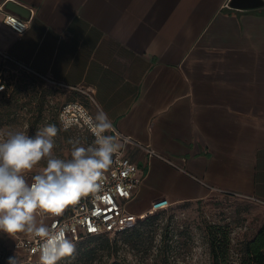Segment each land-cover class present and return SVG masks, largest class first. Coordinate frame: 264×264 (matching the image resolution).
<instances>
[{
  "label": "crops",
  "instance_id": "crops-1",
  "mask_svg": "<svg viewBox=\"0 0 264 264\" xmlns=\"http://www.w3.org/2000/svg\"><path fill=\"white\" fill-rule=\"evenodd\" d=\"M8 1L6 63L64 90L62 104L103 110L131 138L123 152L140 172L132 213L158 197L172 205L220 193L264 205V3L11 0L29 10L18 14ZM4 13L28 28L15 32Z\"/></svg>",
  "mask_w": 264,
  "mask_h": 264
},
{
  "label": "rangeland",
  "instance_id": "rangeland-1",
  "mask_svg": "<svg viewBox=\"0 0 264 264\" xmlns=\"http://www.w3.org/2000/svg\"><path fill=\"white\" fill-rule=\"evenodd\" d=\"M2 74L10 86L0 94V129L19 128L30 135L46 124L57 123L59 106L69 100L65 91L55 84L19 67L1 65ZM54 151L70 150L69 140L80 139L84 144L93 138L85 130L61 129L54 138ZM128 211H137L138 204L126 201ZM264 224V205L220 193L197 201L172 203L165 211L149 215L134 230L115 235L86 238L76 243L71 264H213L211 239L219 242V251L228 250L229 260H235L240 244L251 239ZM18 233L9 237L0 233V262L8 264L23 257L15 250ZM109 244V245H108ZM92 248L89 254L84 251Z\"/></svg>",
  "mask_w": 264,
  "mask_h": 264
},
{
  "label": "clouds",
  "instance_id": "clouds-1",
  "mask_svg": "<svg viewBox=\"0 0 264 264\" xmlns=\"http://www.w3.org/2000/svg\"><path fill=\"white\" fill-rule=\"evenodd\" d=\"M77 111L78 118L60 116L62 129L82 121L94 139L89 144L69 140L71 148L63 154L54 151L61 130L55 124H46L34 135L19 128L0 129V233H23L35 240L39 264H58L74 256L76 245L68 236L72 229L55 218L82 198L99 199L106 173L131 142L119 133L109 134L115 129L103 110ZM8 264H17L16 257H9Z\"/></svg>",
  "mask_w": 264,
  "mask_h": 264
},
{
  "label": "built area",
  "instance_id": "built-area-1",
  "mask_svg": "<svg viewBox=\"0 0 264 264\" xmlns=\"http://www.w3.org/2000/svg\"><path fill=\"white\" fill-rule=\"evenodd\" d=\"M3 21L17 33H22L28 28L27 20L9 13L3 14ZM0 56L2 59L1 65L6 64V61L10 59L8 54L1 50ZM16 64L32 72L25 64L19 62ZM9 86L10 80L7 79L0 70V94L7 90ZM84 91L87 92V90ZM80 107L87 110L81 102L76 100L68 101L61 105L57 111V120L61 128L60 116L62 114H67L74 118H78L79 113L77 109ZM72 128L85 130L94 139L87 127L83 126L82 121L80 124L73 125L69 129ZM116 133L115 131L114 134ZM141 147L145 149L149 156H159L163 158L152 148L147 146ZM114 159L116 158L114 157ZM139 182L140 172L138 166L127 157L122 150L118 162L114 163L112 169L106 173V180L102 186V190L97 194L99 199L92 195L82 198L79 204L69 206L65 209L63 216L55 219L60 223H67L69 225L72 230L68 233V236L72 238L74 242H77L89 236L104 234L115 235L122 231L129 230L133 228L139 220L152 214L161 213L171 206V202L168 198L158 197L150 202L149 207L142 214H134L128 211L125 207V202L133 197V191L138 186ZM109 200L111 202H109ZM49 223H51V221H49ZM90 227L94 228L95 231H90ZM14 247L15 250L22 254L24 262L39 264V253L33 251V249L38 247L37 242L28 235L17 237Z\"/></svg>",
  "mask_w": 264,
  "mask_h": 264
},
{
  "label": "trees",
  "instance_id": "trees-1",
  "mask_svg": "<svg viewBox=\"0 0 264 264\" xmlns=\"http://www.w3.org/2000/svg\"><path fill=\"white\" fill-rule=\"evenodd\" d=\"M56 123L60 127L57 118H56ZM152 215H155V214H152ZM145 218L139 220L136 223V225L129 230H134L137 227L138 223L140 221H143ZM129 230L122 231L120 233L127 232ZM101 236H108V234L98 235V236H89L86 238H98ZM82 240L74 242V243L75 244L80 243ZM211 247H212L211 251H212V257H213V264H264V224L259 228V230L255 233V235L251 239L245 240L244 242L240 244L238 255L235 260H229L228 250L226 249L223 251L218 250L219 242L216 241V238L211 239ZM92 251L93 249L89 248L86 251H84V254H89ZM68 258L69 257L63 258L61 261L58 262V264H71L70 262L67 261ZM23 263L29 264L24 261ZM0 264L2 263L0 262ZM112 264H118V263L112 262Z\"/></svg>",
  "mask_w": 264,
  "mask_h": 264
},
{
  "label": "water",
  "instance_id": "water-1",
  "mask_svg": "<svg viewBox=\"0 0 264 264\" xmlns=\"http://www.w3.org/2000/svg\"><path fill=\"white\" fill-rule=\"evenodd\" d=\"M263 3V0H230L229 2L231 6L239 8L257 7L263 5ZM6 7L8 11L18 14H24V11H27V13L29 12L27 8L11 0L6 3Z\"/></svg>",
  "mask_w": 264,
  "mask_h": 264
},
{
  "label": "snow or ice",
  "instance_id": "snow-or-ice-1",
  "mask_svg": "<svg viewBox=\"0 0 264 264\" xmlns=\"http://www.w3.org/2000/svg\"><path fill=\"white\" fill-rule=\"evenodd\" d=\"M122 194H123V193H122ZM106 199H107V198H106ZM109 202H111V201L109 200ZM89 230H90V231H95V229H94V228H91V227L89 228Z\"/></svg>",
  "mask_w": 264,
  "mask_h": 264
}]
</instances>
